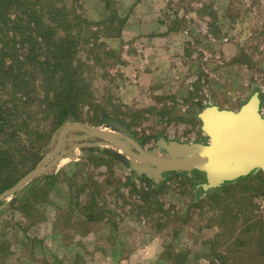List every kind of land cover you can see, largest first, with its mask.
<instances>
[{"label": "rangeland", "instance_id": "obj_1", "mask_svg": "<svg viewBox=\"0 0 264 264\" xmlns=\"http://www.w3.org/2000/svg\"><path fill=\"white\" fill-rule=\"evenodd\" d=\"M64 1L95 23L91 29L113 51L92 66L94 108L125 122L145 149L155 150L160 137L206 141L199 112L209 104L237 110L255 89L264 115V0H143L144 13L134 8L141 0ZM114 15L123 19L120 34L104 38L107 30L96 23L114 19L116 26ZM155 20L158 33L142 35L139 26L155 28ZM49 123L30 121L25 140L9 145L18 159L27 156L15 177L33 162L27 152L36 142L32 129L42 126L46 141ZM82 134L66 135L63 150L73 158L0 205V264H264V171L196 200L184 176L170 174L156 187L133 177L131 163L138 161L94 144L101 139H74ZM94 146L112 155L82 150ZM83 212L99 217L87 220Z\"/></svg>", "mask_w": 264, "mask_h": 264}, {"label": "trees", "instance_id": "obj_2", "mask_svg": "<svg viewBox=\"0 0 264 264\" xmlns=\"http://www.w3.org/2000/svg\"><path fill=\"white\" fill-rule=\"evenodd\" d=\"M72 4L67 5L64 0H0V137L7 143L0 142V193L35 166L43 149L49 147L53 134L60 131L64 124L88 122L97 127L118 121L128 126L122 120L112 118L109 112H99L97 107L94 108L90 81L92 66L109 59L113 51L100 39L98 31L91 29L95 23L78 13ZM114 18L119 23L116 26L114 19L107 24L96 23L107 30L102 35L104 38L120 34L123 19L117 15ZM81 51L86 54L85 58H80ZM6 87H9L5 92L8 98H3ZM90 109H93L94 116L84 119L83 115ZM36 115L41 117L35 118ZM35 119L50 122L49 139L42 141L45 133L39 124L32 129L36 142L27 146V152L34 157L33 162L15 177L17 165L24 164L27 156L23 154V158L18 159L14 148L9 145L16 140L23 142L27 136L24 134L27 124ZM137 141L140 145L144 143L143 139ZM83 149H96L112 155L107 148L94 146ZM132 174L139 180L152 182L156 187L163 184L170 174L182 175L194 188L196 200L230 183L204 191L202 183L205 177L197 170L168 172L158 181L145 174L139 175L134 170ZM88 202L93 203L94 199L90 197ZM3 203L0 202V205ZM83 215L87 220L99 217L87 212Z\"/></svg>", "mask_w": 264, "mask_h": 264}, {"label": "water", "instance_id": "obj_3", "mask_svg": "<svg viewBox=\"0 0 264 264\" xmlns=\"http://www.w3.org/2000/svg\"><path fill=\"white\" fill-rule=\"evenodd\" d=\"M198 118L207 137L205 142H181L160 137L153 151L142 147L126 127L117 122L108 123L113 131L87 123L68 122L61 127L52 150L11 187L2 191L0 202L17 194L25 184L46 173L63 158H73L63 150L68 141L66 135L72 130L83 133L74 139L98 138L101 141L95 145L110 146L129 155L139 162L131 163L132 170L155 181L168 172L197 170L204 174L202 189L207 191L256 170L264 171V115L259 91H253L237 110L209 104L199 112ZM160 151L163 155L159 154ZM115 155L120 156L117 152Z\"/></svg>", "mask_w": 264, "mask_h": 264}, {"label": "crops", "instance_id": "obj_4", "mask_svg": "<svg viewBox=\"0 0 264 264\" xmlns=\"http://www.w3.org/2000/svg\"><path fill=\"white\" fill-rule=\"evenodd\" d=\"M142 6H145V2L143 1V0H141L139 3H136L135 4V7L134 8H136V9H138V11H139V13H144V12H142V10H141V7ZM143 15H146V14H143ZM155 22H156V26H155V28L153 27V25H152V27L151 28H149V26H148V24L146 23V24H144V25H140L139 26V28H142V32H141V34L142 35H144V36H149V35H152V34H156V33H158V30L156 31V28L158 27V25H159V23H158V21L157 20H155ZM128 28H130L131 29V27H130V25L128 24V27L126 26L125 28H124V32H123V34L122 35H125L124 33H125V30H127ZM132 29H134L133 28V26H132ZM154 29V30H153ZM152 31H155V32H152ZM163 32V33H162ZM161 33V36H165L164 34V31H162Z\"/></svg>", "mask_w": 264, "mask_h": 264}]
</instances>
